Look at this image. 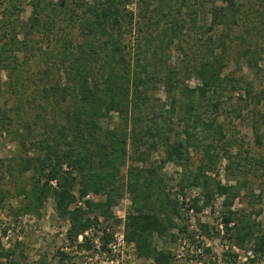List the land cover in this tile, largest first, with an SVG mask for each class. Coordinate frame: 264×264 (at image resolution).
I'll list each match as a JSON object with an SVG mask.
<instances>
[{"label": "trees", "instance_id": "16d2710c", "mask_svg": "<svg viewBox=\"0 0 264 264\" xmlns=\"http://www.w3.org/2000/svg\"><path fill=\"white\" fill-rule=\"evenodd\" d=\"M131 4L0 0V98L7 95L14 102L7 107L0 101V127L17 148L13 164L0 159L1 177L12 169L20 177L29 173L27 183L15 188L16 206L7 211L14 218L38 215L50 198L57 217L68 223V240L90 248L92 232L103 251L112 239L110 228L120 222L113 208L128 194L123 238L137 257L154 264H188V257L176 259L158 249L154 237L192 241L176 220L187 201L185 191L198 189L201 194L190 199L194 211L221 197L227 210L224 227L233 222L228 238L239 248L250 244L254 258L264 256L259 224L244 215L234 221L230 211L240 183L223 184L209 175L216 176L222 159L228 180L245 168L228 150L219 121L222 95L227 87H239V81L221 72L231 26L254 16V28L258 23L264 30V0H136L133 9ZM25 6L30 12L23 19ZM200 12L209 14L208 22L199 19ZM218 27L224 29L221 36L214 33ZM191 36L200 49L182 75L197 80L193 87L171 62L173 50L188 56L184 45ZM251 87L245 82L244 98L258 104L264 90L254 93ZM257 121L254 138L260 145L264 113ZM195 151L200 156L191 169ZM151 152L163 154L159 166L148 162ZM244 160L264 167V153ZM167 163L181 168L177 193L167 190L159 173ZM7 194L0 188V210ZM57 254L61 261L67 258ZM17 256L0 245V264H21Z\"/></svg>", "mask_w": 264, "mask_h": 264}, {"label": "rangeland", "instance_id": "374dc122", "mask_svg": "<svg viewBox=\"0 0 264 264\" xmlns=\"http://www.w3.org/2000/svg\"><path fill=\"white\" fill-rule=\"evenodd\" d=\"M135 1L132 0L130 5L132 9L135 8ZM29 12V6H25L22 18L26 19ZM198 17L199 19L203 17V21H209L208 13L204 15L200 12ZM254 22L255 18L252 16L249 20H238L236 24L231 26L228 38L225 39L227 48L223 55L224 68L221 72L222 76L233 77L239 81V87H227L224 91L219 121L224 124L227 132L228 150L238 156L239 163L245 168H242L243 172L241 174L230 176L234 180H228L224 168L225 160L222 159L216 166V176L214 174L209 175L223 184H233L236 181L240 183L239 197L234 200L230 208V211L234 213V221L244 215L259 224L260 229L264 231V167L256 161H251L249 164L244 160L250 156L256 159L261 158L264 153V139L259 145L254 138V125L258 124L259 114L264 113V99L256 104L252 100L244 98L242 88L246 82L251 83V89L254 93L264 90V30L260 28L261 25H258V23H256L257 27L254 28ZM214 33L221 36L225 32L222 27H218ZM242 38L246 40L242 42ZM197 45L198 41L196 42V38L191 36L184 45V52L187 53V57L183 53L179 54L177 51H171V62L174 64L175 69L180 71L179 76L182 79L184 66L191 61L193 62L199 53L200 48ZM244 49L249 50V54L245 55ZM250 59H252L250 63L253 64L247 62ZM0 79L4 81L3 72H0ZM183 80L189 87L197 84L194 77ZM158 97L161 100L164 99L161 91L158 92ZM3 100L6 102L7 107L14 105L12 98L7 95L0 98L1 102ZM258 133H261V131ZM16 154L15 142L0 127V159L5 163H9ZM162 156L161 152H151L148 156V162H151L153 166H159L157 161ZM199 156L200 154L197 151L191 153V169H194L198 164ZM11 164L13 163L11 162ZM2 171L3 168L0 170V188L7 190L8 194L4 200V209L0 210V245L4 249H13L18 254L17 257H19L21 264H35L37 261H40L41 264H148L151 261L137 257L133 246L125 241L123 244L116 246L115 252L110 251L109 245L112 244L114 236H118L123 232L122 222L131 207L128 194H124L118 205L113 208L114 217L120 222L110 228L113 234L111 241L107 244V250H100L92 232L88 234L91 247L79 248L77 244L68 240L66 236L68 223L57 217L50 198L43 203L38 215L26 214L16 218L12 217L7 209L10 206H16V201L13 198L15 188L21 183H27L29 173L20 177L17 171L12 169L10 173H5L1 177ZM159 173L164 178L167 190L170 193H177L181 168L167 163L160 169ZM185 193L186 202L189 204L191 203L190 199L201 194L198 189H187ZM222 200L221 197L215 196L209 205L211 208L210 213L195 217L198 226L204 225L206 227L204 229L200 226L199 230V244L205 250L204 261L208 264H263L264 256L254 258V255L251 254V256L246 257V251L251 250L250 244H246L241 248L242 251L239 253L238 258L234 252H224L222 250L223 242L219 239L213 226V213L218 212L223 217L227 211L222 204ZM176 222L184 226L181 218ZM3 228L7 229L4 235H2ZM173 233H176V230ZM230 234L232 235V231ZM81 241L82 237L78 238V243ZM227 241L234 243L233 238ZM154 243L158 249L170 251L174 255L180 251L181 241L179 237L176 240H171L169 236H155ZM206 250L208 251L206 252ZM57 251L67 255V258L62 261L59 260ZM225 253L230 254V256L224 257ZM183 257L190 259V252L188 250L183 251ZM252 259H255V263L251 262ZM183 263V260L182 262H175V264Z\"/></svg>", "mask_w": 264, "mask_h": 264}, {"label": "built area", "instance_id": "2783aa9c", "mask_svg": "<svg viewBox=\"0 0 264 264\" xmlns=\"http://www.w3.org/2000/svg\"><path fill=\"white\" fill-rule=\"evenodd\" d=\"M181 202V198H179ZM210 206L202 208L199 212H195L189 203H185L180 206L179 215L183 222V225L188 233H190L193 237L192 241L187 240L184 236H181L179 239L181 241L180 251H178L175 255L176 259H181L183 257V251L188 250L190 252V259L188 264H208L204 261V247L199 244V230L200 226L196 223V218L199 215H208L210 213ZM214 230L218 235L219 239L223 242V251L224 252H234L237 254V258L239 253L242 251L237 245L232 243L228 237L230 236V229L233 226V222H230L226 225L227 228L224 227L223 217L219 215L218 212H214ZM123 224V223H122ZM87 235V233H85ZM81 236H79L80 238ZM124 243L123 232H121L118 236H114V240L112 244L109 245L110 251L115 252L116 246ZM185 246V247H184ZM208 246V244H207ZM246 257L251 256V250L246 251ZM148 264H154L150 261Z\"/></svg>", "mask_w": 264, "mask_h": 264}]
</instances>
